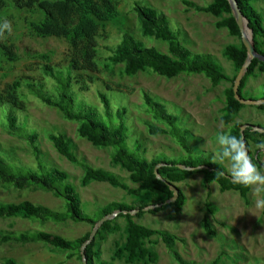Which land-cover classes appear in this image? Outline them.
<instances>
[{"label":"rangeland","instance_id":"1","mask_svg":"<svg viewBox=\"0 0 264 264\" xmlns=\"http://www.w3.org/2000/svg\"><path fill=\"white\" fill-rule=\"evenodd\" d=\"M118 1L120 17L106 27V38L100 41L102 46L99 53L100 72L93 76L94 83H88V92L77 89L75 82L66 90L74 97L73 100L79 103L78 106L80 102L92 106L97 111L99 119L110 127L119 122L116 118L117 109L125 107L128 112L124 117V124L128 130V138L124 147L139 159L149 162L173 161L181 164L188 159V155L174 139L163 135L151 136L148 132L147 123L164 128V125L155 121L152 114L144 108L143 94L148 93L164 106L169 115L177 118L175 126L178 131L180 129L178 135L186 136L187 144L192 151L191 159L199 160L201 164L212 163L215 137L219 133L229 134L233 125L226 127L220 120L224 90L230 85L221 83L213 87L203 75H180L168 80L146 71L127 77L121 73L122 66L109 69L103 66L104 58L108 56L103 47L113 48L120 42L123 31H128L145 46L168 53L166 43L143 37L141 23L133 12L136 4L155 11L158 16L164 15L172 31L179 34L183 46L194 55L212 56L213 61L220 65L230 78L237 76L238 72L232 62L224 57L223 52L227 46H239L241 40L231 37L225 29H216L215 23L220 19L187 10L182 0ZM189 1L199 6L210 3L209 0ZM252 5L264 21V0H253ZM38 17L39 15L33 17L32 14L17 11L13 7L0 12V93L15 81L30 80L43 81L49 95L56 96L60 90H65L62 85H59V90L54 89V83L49 78L43 79L41 68L44 61L39 56L48 55L50 66L61 69L59 70L62 72L61 79L67 83L68 43L58 38L32 36L28 24ZM5 22L10 25V31L2 29ZM1 46L13 47L14 61L3 55ZM256 76L255 79H249L247 87L249 86L250 91H242V96L246 100L259 101L264 95V75ZM103 90L111 102L113 118H108L98 100L97 93ZM20 93L26 107L25 112L0 104V159L14 174L45 172L52 168L65 172L68 181L79 194L84 214L93 219L99 216L102 208L111 203L135 206L139 201L152 204L159 202L160 197L156 195L144 194V197H135L105 183L92 182L83 186L81 179L84 169L60 156L48 139L49 134H63L69 140L71 149L80 163L112 173L131 190L137 188V185L130 181L128 172L112 162L114 154L112 148L92 146L86 139L78 136L77 125L65 121L57 109L43 105L25 88L20 90ZM256 111L255 106L245 105L234 121L248 120L264 126L259 119L256 120L252 116L251 113ZM7 113L14 114L18 119L19 136L26 132L39 135L41 168L36 163L28 142L24 138L14 137L8 133L5 128ZM262 117L264 118V115ZM259 159L264 164L263 152L259 153ZM221 165L229 172L227 163ZM202 178L201 173H193L189 174L184 182L173 184L185 198L182 208L170 207L153 215L145 212L139 218L134 217V222L183 239V243H176L175 250L184 260L193 264H213L216 260V264H264V208L256 205L257 200L264 197V193L257 194L256 186H251L246 202L237 192L221 193L215 183L205 186ZM23 201L45 206L55 212L64 211L62 199L54 197L49 191L33 186L18 190L4 186L0 182V203L17 204ZM207 203L211 205V212ZM117 217L118 215L113 220L116 219L114 224L118 230L102 233L103 239L97 237V233L94 237V251L100 253L99 258L95 260L96 263L102 261L105 264H127L125 257L115 258L116 250L124 245L126 237L125 221ZM205 217L216 230V237H210L204 231L202 221ZM94 228L89 224L70 220L43 224L34 220L0 218V238L4 235L35 234L42 231L66 240H75L92 233ZM151 240L156 243L154 250L158 255V260L154 264H177L160 237L154 236ZM70 253L41 243H0V263L13 259L18 264H82V259L77 254L68 258Z\"/></svg>","mask_w":264,"mask_h":264},{"label":"trees","instance_id":"2","mask_svg":"<svg viewBox=\"0 0 264 264\" xmlns=\"http://www.w3.org/2000/svg\"><path fill=\"white\" fill-rule=\"evenodd\" d=\"M210 3L205 6H199L192 1L182 0L183 6L187 10H193L197 13L208 14L214 18L220 19L215 23L216 29H225L231 37L241 40V33L233 15L232 7L228 0H209ZM238 4L243 17L247 20L248 28L252 31V37L255 50L258 54L264 55V21L262 16L254 9L253 0H235ZM8 7H13L17 11L27 12L33 17L38 18L29 22V30L32 36L38 38H58L63 39L69 46V62L67 67V83L61 79L59 68L50 66V57L40 55L39 58L44 61L41 68L43 79L49 78L54 83V89L59 90V85L64 86L65 90H60L56 96L46 93L45 83L43 81L30 80L26 82L15 81L7 85L0 93V104L9 105L12 108L25 112V104L20 90L25 88L31 95L37 98L43 105L57 109L63 119L77 125V134L80 138L86 139L96 148H112L114 154L112 162L119 165L129 174V179L137 185L135 190L129 189L122 184L119 179L110 172L102 169H95L89 165L80 163L71 149L69 140L63 134H49L48 139L52 142L58 154L64 157L72 164L80 165L84 169V175L81 184L86 186L92 182L105 183L114 188H120L129 195L135 197L145 196L144 194H153L160 197L159 202L155 204L139 201L135 206H126L121 203H111L99 211L96 219L89 218L84 214L82 202L76 188L68 181V175L56 168L45 172H28L20 175L14 174L9 166L0 159V182L7 187H13L22 190L26 187H37L44 191L51 192L54 197L62 199L64 202V211L55 212L45 206L36 205L29 201L20 203H0V218L34 220L40 223H63L67 220L75 223H86L93 228L104 217L118 212L117 218L125 221V243L115 252V258L125 257L127 264L141 262L143 264H154L158 260V255L154 248L156 243L151 240L158 236L171 253L177 264H193L184 260L175 250L177 242L183 243L184 240L170 233L150 229L134 222V217H141L145 212L156 214L170 207L182 208L185 198L178 191L179 197L173 204H166L171 200L173 193L162 181L170 184H180L187 179L189 174L201 173L202 181L205 186L213 183L219 186L221 193L237 192L241 199L247 202V195L250 187L239 185L230 180L225 167L217 163H200L199 160H192V151L186 141V136H180V129L177 130L175 123L177 118L169 115L162 104L154 100L148 93L143 94L144 108L151 113L155 121L164 125L160 128L152 123H147V129L151 136L163 135L169 136L175 140L178 146L188 155V159L178 164L173 161H146L139 159L135 154L130 153L124 144L128 138L127 127L124 124L127 109L121 107L116 111L118 124L112 127L106 125L99 119L97 111L86 103L73 100L71 93L66 88L72 86L75 82L77 89L82 92H88L89 84L95 81L94 75L100 72V50L102 48L100 41L106 38L105 29L108 25L116 22L120 17L118 0H0V12ZM138 20L141 23L143 37L161 41L167 44L168 53H162L155 47H147L142 42L137 41L128 31H123L120 42L113 48L103 47L108 53L104 58V67L106 69L122 66V75L127 77L136 76L139 72H150L168 80L179 77L180 75H203L208 79L213 87L221 83H228L230 86L224 90L225 106L222 109L221 123L224 126L233 124L229 134L244 138L248 154L258 168H264V164L259 159V153L264 149L256 146L264 143V133L252 131L251 128L245 129L243 136L240 133L241 124H234L235 117L244 108L234 98L233 86L235 77H228L220 65L213 61L210 55H194L188 48L182 45L179 40V34L172 31L169 22L164 15L158 16L155 11L144 8L136 4L133 8ZM3 55L10 61L15 60L13 47L1 46ZM224 57L232 62L236 72L243 67L247 51L241 41L239 46H227L223 52ZM1 68V62H0ZM74 73V75H72ZM264 73V62L257 59L251 61L241 84L238 94L241 99L242 91L245 89L249 78L256 77ZM87 80V81H86ZM111 90L109 87H104ZM121 95V94H119ZM98 100L104 108L108 118H113L111 102L104 90L97 93ZM264 100V96H263ZM76 101V102H75ZM264 111V104L257 107ZM5 128L8 133L14 137L24 138L30 145L32 155L36 163L41 168V150L39 148L37 133L26 132L19 136V122L14 114L7 113L5 117ZM255 147V150L252 149ZM205 165V166H204ZM159 166V167H158ZM178 166L197 168L200 166L206 169L186 171ZM158 167V179L155 175V168ZM225 173L223 176L217 175V172ZM229 176V177H227ZM161 205L153 210L144 211L152 206ZM208 210L211 212V205L207 203ZM138 211L136 215L132 212ZM124 212H127L124 214ZM116 220V219H115ZM115 220L110 219L102 224L97 232V237L103 239L102 233H109L118 230L114 224ZM204 231L210 237H216L217 232L212 224L205 217L202 221ZM91 233L75 240H66L61 236L46 232H36L35 234L19 233L4 235L0 238V243H41L60 251L71 252L68 258L76 254L82 259L81 248L89 240ZM94 240V239H93ZM92 240L85 248L87 264H105L102 261L96 263L99 258V251H94V241ZM217 260L213 263L216 264ZM0 264H18L13 259H7Z\"/></svg>","mask_w":264,"mask_h":264},{"label":"clouds","instance_id":"3","mask_svg":"<svg viewBox=\"0 0 264 264\" xmlns=\"http://www.w3.org/2000/svg\"><path fill=\"white\" fill-rule=\"evenodd\" d=\"M2 29H10V25L5 22ZM264 149V143L256 146ZM211 162L229 166L230 177L234 183L243 186H256L257 194L264 193V170L257 167L252 157L248 154L247 146L243 138L228 133H219L215 137V148L211 156ZM225 173L217 172V175L223 176ZM257 207L264 208V197L256 202Z\"/></svg>","mask_w":264,"mask_h":264},{"label":"water","instance_id":"4","mask_svg":"<svg viewBox=\"0 0 264 264\" xmlns=\"http://www.w3.org/2000/svg\"><path fill=\"white\" fill-rule=\"evenodd\" d=\"M231 7H232V11H233V15L235 17L237 26L240 30L241 33V41L247 51V58L246 61L243 65V67L240 69V71L238 72L235 81H234V86H233V92H234V98L236 101H238L239 103H241L242 105H250V106H260L264 104V100L261 101H253V100H245V99H241V97L238 94V90H239V86L241 84V81L248 69V67L251 64V61L254 59L259 60L260 62H264V55H260L256 52L255 47H254V42H253V37H252V31L248 28V23L247 20L243 17L242 12L240 11L238 4L236 3L235 0H228ZM247 128H251L252 131L258 132V133H264V130L258 127H248V126H242L240 128V133L243 136V133L245 131V129ZM243 138V137H242ZM244 140V138H243ZM159 167V166H158ZM158 167L155 168V175L158 179L162 180L159 176H158ZM180 169L182 170H186V171H194V170H200V169H206V167L202 166V167H197V168H190V167H186V166H178ZM229 177V176H227ZM230 180L233 182V180L230 178ZM167 187L170 189V191L173 193V197L171 200L167 201L166 204H173L176 202V200L179 197L178 191L175 188L174 185L165 182L164 180H162ZM161 207V205L158 206H152L149 207L147 209H144V211H148V210H153L155 208ZM127 212H124V214H126ZM138 213V211H134L131 213V215H136ZM118 215L117 213H114L110 216L104 217L103 219H101L95 226V228L93 229L89 240L82 246L81 248V255H82V264H87V260H86V256H85V248L86 246L92 242V240L94 239L96 233L98 232V230L100 229V227L102 226V224L110 219H113L114 217H116Z\"/></svg>","mask_w":264,"mask_h":264},{"label":"crops","instance_id":"5","mask_svg":"<svg viewBox=\"0 0 264 264\" xmlns=\"http://www.w3.org/2000/svg\"><path fill=\"white\" fill-rule=\"evenodd\" d=\"M263 75H264V73H263ZM257 77V76H256ZM256 77H251V78H249V79H255ZM249 79H248V81H247V83H246V86H245V89L244 90H246V91H250L249 90V86L247 87V84H248V82H249ZM252 83H253V81H252ZM249 85V84H248ZM264 96V95H263ZM246 100V99H245ZM261 100H263V97H262V99ZM261 100H259V101H261ZM254 101V100H253ZM256 101H258V100H256ZM224 103H225V99H224ZM225 106V104L223 105V107ZM223 107H222V109H223ZM256 107V109H257V111L255 112V113H251L252 114V116L254 117V119H259L263 124H264V118L262 117V115H264V111H261V110H259L257 107L258 106H255ZM222 109H221V116H222ZM243 109V108H242ZM242 109H241V111H242ZM260 113H261V115H260ZM239 114V113H238ZM258 116L260 117V118H258ZM221 118V117H220ZM241 124V125H243V126H248V127H258V128H261V129H263L264 130V126H261L258 122L256 123V122H248V120H244V121H241V122H239V121H234V124ZM254 123H256V124H254ZM233 126V125H232ZM230 128H232V127H230ZM252 149H253V147H252ZM253 150H255V149H253ZM226 169V168H225ZM226 171H228L227 169H226ZM228 173V175H230V173L229 172H227Z\"/></svg>","mask_w":264,"mask_h":264}]
</instances>
